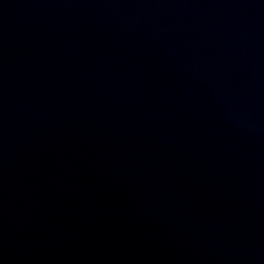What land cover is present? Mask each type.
Segmentation results:
<instances>
[{
  "label": "water",
  "instance_id": "95a60500",
  "mask_svg": "<svg viewBox=\"0 0 264 264\" xmlns=\"http://www.w3.org/2000/svg\"><path fill=\"white\" fill-rule=\"evenodd\" d=\"M0 264H264V0H0Z\"/></svg>",
  "mask_w": 264,
  "mask_h": 264
}]
</instances>
